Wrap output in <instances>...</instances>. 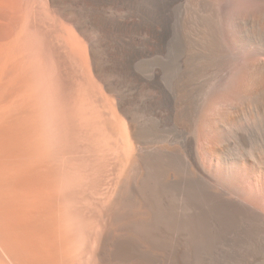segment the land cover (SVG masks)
<instances>
[{
  "label": "bare ground",
  "instance_id": "bare-ground-1",
  "mask_svg": "<svg viewBox=\"0 0 264 264\" xmlns=\"http://www.w3.org/2000/svg\"><path fill=\"white\" fill-rule=\"evenodd\" d=\"M69 10L65 0H0V104L14 105L19 134L26 119L43 121L17 167L11 218H0V264H254L264 201L247 176L264 171V49L240 27L264 16V0L181 6L192 50L212 55L221 36L245 55L191 96L171 91L156 113L117 92L98 40ZM67 47L95 93H77Z\"/></svg>",
  "mask_w": 264,
  "mask_h": 264
},
{
  "label": "rangeland",
  "instance_id": "rangeland-1",
  "mask_svg": "<svg viewBox=\"0 0 264 264\" xmlns=\"http://www.w3.org/2000/svg\"><path fill=\"white\" fill-rule=\"evenodd\" d=\"M65 1L70 8L68 18L72 22L81 20L89 28L86 32L89 39L98 40L99 65L117 92L122 96L131 94L134 100L145 102L151 112L170 108L171 91L191 96L205 74L210 76L216 68L228 73L233 60L245 55L239 47L224 42L221 36L214 53L207 57L187 46L177 18L181 6L189 0ZM67 21L66 25L71 27ZM249 27V35L257 32L258 43L264 49V16L244 23L240 29ZM63 60L68 71L80 78L75 86L80 96L98 90L81 56L73 55L67 47ZM7 107L0 104V218H11L17 167L22 165L26 169L28 166L29 134L34 126L43 122L42 117L33 123L26 119L23 134H19L13 121L15 107L11 102ZM156 126L159 127L155 124L153 131L162 134L161 127ZM247 180L259 188L264 201V171H250ZM262 217L264 204L260 205V220ZM247 257L254 264H264V231L256 234L254 248L247 250Z\"/></svg>",
  "mask_w": 264,
  "mask_h": 264
}]
</instances>
